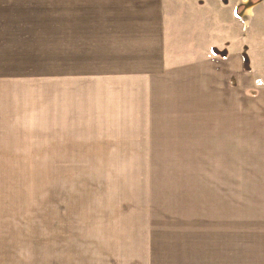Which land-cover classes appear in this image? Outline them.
Listing matches in <instances>:
<instances>
[{
  "label": "rangeland",
  "instance_id": "374dc122",
  "mask_svg": "<svg viewBox=\"0 0 264 264\" xmlns=\"http://www.w3.org/2000/svg\"><path fill=\"white\" fill-rule=\"evenodd\" d=\"M250 6L245 70L225 90L218 75L217 109L187 85L152 117L175 124H145L142 93L99 109L91 86L85 116L65 78H27L22 124L0 126V264H195L196 244L208 264L212 212H264V0Z\"/></svg>",
  "mask_w": 264,
  "mask_h": 264
},
{
  "label": "crops",
  "instance_id": "0c3cea01",
  "mask_svg": "<svg viewBox=\"0 0 264 264\" xmlns=\"http://www.w3.org/2000/svg\"><path fill=\"white\" fill-rule=\"evenodd\" d=\"M239 6L243 16L251 12L250 0H0V126L10 133L14 121L22 124L18 95L35 91L27 78H56L54 86L65 78L85 116L94 108L91 86L101 93L99 109L121 108L123 93L133 95L130 106L144 94L145 124H175L152 117L183 109L176 95L187 85L214 94L217 109L218 75H227L225 90L245 70ZM224 117L210 123L228 129ZM210 217L208 264H264V212L243 207ZM200 250L196 244L195 264Z\"/></svg>",
  "mask_w": 264,
  "mask_h": 264
},
{
  "label": "trees",
  "instance_id": "16d2710c",
  "mask_svg": "<svg viewBox=\"0 0 264 264\" xmlns=\"http://www.w3.org/2000/svg\"><path fill=\"white\" fill-rule=\"evenodd\" d=\"M244 60H245V62L247 61L246 56H245Z\"/></svg>",
  "mask_w": 264,
  "mask_h": 264
}]
</instances>
